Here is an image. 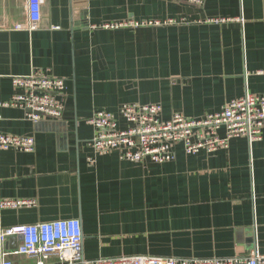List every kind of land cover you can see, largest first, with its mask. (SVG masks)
<instances>
[{
  "label": "crops",
  "instance_id": "1",
  "mask_svg": "<svg viewBox=\"0 0 264 264\" xmlns=\"http://www.w3.org/2000/svg\"><path fill=\"white\" fill-rule=\"evenodd\" d=\"M125 21L138 25L103 27ZM28 26L26 0H0V102L13 77L40 71L64 80L63 112L31 122L0 109L1 133L35 141L32 153H0V198L36 203L0 211V229L79 220L87 260L264 254V128L211 153L176 146L155 164L95 154L86 123L104 112L124 128L126 104L159 105L165 121L200 118L264 94V0H43Z\"/></svg>",
  "mask_w": 264,
  "mask_h": 264
},
{
  "label": "built area",
  "instance_id": "2",
  "mask_svg": "<svg viewBox=\"0 0 264 264\" xmlns=\"http://www.w3.org/2000/svg\"><path fill=\"white\" fill-rule=\"evenodd\" d=\"M42 7L43 0H26L29 30L37 28ZM137 25L125 21L103 27L117 29ZM11 82L15 93L11 100L0 102V109H22L26 119L31 122L62 116L60 94L65 88L64 80L35 71L29 75L15 76ZM160 113L159 105H122L119 116L126 126L120 129L114 115L97 112L86 120L96 131L88 146L97 155L116 152L121 160L131 163L148 159L162 164L173 160L176 146L182 147L186 155H195L200 151L211 153L225 149L234 138L258 141L264 128V94L247 93L230 101L220 112L200 118L174 114L165 121L160 118ZM221 130L224 131L223 137L219 136ZM34 148L32 137L0 132V153L11 149L32 153ZM35 204L34 200L0 198V211L34 207ZM12 238H17L19 243L15 249L8 251L7 244ZM20 256L33 259L34 264H264V254L257 252L234 258L118 256L87 260L82 251L81 223L76 219L1 228L0 264H14L10 257Z\"/></svg>",
  "mask_w": 264,
  "mask_h": 264
}]
</instances>
